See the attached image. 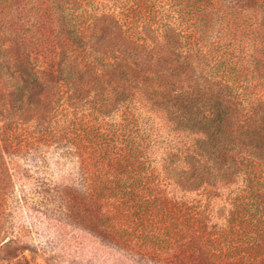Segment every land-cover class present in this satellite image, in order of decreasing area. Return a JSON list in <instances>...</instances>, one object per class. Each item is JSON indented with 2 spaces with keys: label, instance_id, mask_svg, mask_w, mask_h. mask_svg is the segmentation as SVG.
<instances>
[{
  "label": "trees",
  "instance_id": "obj_1",
  "mask_svg": "<svg viewBox=\"0 0 264 264\" xmlns=\"http://www.w3.org/2000/svg\"><path fill=\"white\" fill-rule=\"evenodd\" d=\"M240 1L232 2L230 16L241 19L236 10L262 14L255 28L240 24L263 46L264 4ZM103 2L52 0L44 10L48 29L41 26L36 41L9 34L17 49L48 66L33 70L36 80L56 77L54 89L61 78L69 106L78 91L96 89L91 112L112 118L113 139H94L78 151L87 202L96 210L90 223L133 252L202 264H264V50L241 54L236 39L234 60L205 42L180 45L186 26L155 34L150 24L164 15L134 26L135 14H113ZM140 32L147 42L136 39ZM228 39L218 35V43ZM6 54L0 75L18 101L16 115L31 96L34 109L47 106L55 94L50 100L35 79L26 85L27 70L14 71V57ZM247 61L253 66L243 71Z\"/></svg>",
  "mask_w": 264,
  "mask_h": 264
},
{
  "label": "rangeland",
  "instance_id": "obj_2",
  "mask_svg": "<svg viewBox=\"0 0 264 264\" xmlns=\"http://www.w3.org/2000/svg\"><path fill=\"white\" fill-rule=\"evenodd\" d=\"M51 1L0 0V55L9 53L14 57L9 62L14 71L27 70L26 85H32L34 69L48 66L41 64L34 53L27 55L17 49L18 44L9 34L16 32L31 42L41 26L48 29L43 24L47 15L44 10ZM98 1H104L113 14H135L134 26L139 25L135 20L164 15L150 24L155 34H161L167 27H177L178 31L186 26L184 33L180 31V45L197 46L198 42H205L217 54L230 59L237 56L236 39L241 54L264 50L258 38L249 37L240 24L242 19L248 28H255L262 14L257 13L258 17L252 11L236 10L241 19L230 16V6L240 0ZM259 2L264 4V0ZM133 25L128 24V29L136 30ZM222 33L232 39L218 43V35ZM136 36L139 42H147L145 34L140 32ZM200 38L203 39L197 41ZM41 45V41L35 44L33 51ZM257 56L262 60L257 54L256 59ZM241 66L244 71L251 69L253 63L247 61ZM54 79L49 76L35 79L49 94H55L53 98L48 95L52 101L47 106L36 105L39 106L36 110L31 96V102L17 116L13 105L18 101L0 75V264H202L198 260H171L150 252L126 250L90 223L88 217L96 210L87 202L78 151L94 139H113L108 130L112 118L107 115L105 120L98 119L91 112L90 102L97 95L96 89L78 91L74 106H69L63 80L57 78L53 89ZM96 132L108 136H95Z\"/></svg>",
  "mask_w": 264,
  "mask_h": 264
}]
</instances>
